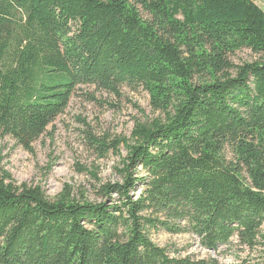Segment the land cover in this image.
I'll use <instances>...</instances> for the list:
<instances>
[{"label":"trees","instance_id":"1","mask_svg":"<svg viewBox=\"0 0 264 264\" xmlns=\"http://www.w3.org/2000/svg\"><path fill=\"white\" fill-rule=\"evenodd\" d=\"M243 50L260 58L234 64ZM80 86L142 89L165 118L96 141L127 149L101 203L69 186L50 200L0 167V264H220L173 256L153 231L215 253L264 246V11L253 0H0V137L32 153Z\"/></svg>","mask_w":264,"mask_h":264},{"label":"rangeland","instance_id":"2","mask_svg":"<svg viewBox=\"0 0 264 264\" xmlns=\"http://www.w3.org/2000/svg\"><path fill=\"white\" fill-rule=\"evenodd\" d=\"M264 11V0H253ZM260 57L243 50L231 57L236 65L254 62ZM116 94L93 86H80L66 112L59 116L27 152L9 137H0V167L9 172L18 185L41 187L50 200H56L69 186L76 201L104 202L98 196L101 186L122 183L119 173L127 156L125 145L106 154L96 141L112 144L130 140L137 123L151 124L165 116L151 106L149 94L140 89L122 88ZM140 177L146 176L139 167ZM138 187L137 197L141 194ZM153 242L167 248L173 256L219 260L220 264H264V246L254 250L235 241L218 252L204 249L191 234L172 235L153 231ZM177 253V254H176Z\"/></svg>","mask_w":264,"mask_h":264}]
</instances>
